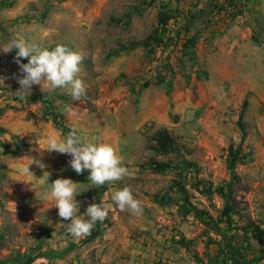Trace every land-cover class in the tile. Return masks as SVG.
Returning a JSON list of instances; mask_svg holds the SVG:
<instances>
[{"label": "rangeland", "instance_id": "obj_1", "mask_svg": "<svg viewBox=\"0 0 264 264\" xmlns=\"http://www.w3.org/2000/svg\"><path fill=\"white\" fill-rule=\"evenodd\" d=\"M141 1L0 0V45L13 33L42 47L66 45L83 57L77 76L86 89L79 100L47 84L18 95L16 50L0 52V76L5 78L0 86V264H16L32 249L41 256L30 264H199L194 254L205 264H220V258L214 261L218 246L210 239L221 241L233 231L242 237L248 223L264 228V0H154L142 14L131 11ZM162 1L175 15L162 43L108 56L119 42L153 33ZM188 19L191 26L185 31ZM191 37L194 46L186 43ZM184 47L195 52V62L182 52ZM196 69L206 71L207 78H197ZM159 78L171 83L169 94ZM146 80L148 86L141 87ZM244 98L249 104L243 148L252 151V159L235 168L232 205L238 213L231 216L229 230L221 223L217 231L192 213L183 216L174 203H157L154 196L163 194L181 202L173 186L181 179L193 205L214 218L220 215L223 200L201 189L229 177L227 147L239 141L236 120ZM49 103L83 143L110 144L129 170L93 197L109 206V223L101 238L85 244L83 237L67 233L70 222L58 216L54 198L46 193L56 179H71L79 193L75 215L87 219L89 192L100 186L88 181L90 170L77 174L71 169L68 154L43 149L49 136L62 139L69 133L44 115ZM159 127L172 133L182 156L148 149V137ZM181 157L195 162L198 172L180 171ZM29 158L44 167L33 163L25 175L21 168ZM153 162L175 167L156 172ZM123 187L140 202L142 214L122 211L112 200ZM182 236L191 241L188 248L174 242ZM70 243L76 246L65 250ZM48 251L52 254L43 256Z\"/></svg>", "mask_w": 264, "mask_h": 264}, {"label": "clouds", "instance_id": "obj_2", "mask_svg": "<svg viewBox=\"0 0 264 264\" xmlns=\"http://www.w3.org/2000/svg\"><path fill=\"white\" fill-rule=\"evenodd\" d=\"M6 44L0 45V52L10 53L14 49V62L18 65L19 75L14 74L20 88L16 91L18 95H29L33 85L47 84L51 89H67L73 100H79L86 89L77 74L83 59L81 54L63 44L55 47H42L34 40L25 38L24 35L13 33ZM27 58V63L22 62ZM4 77L0 76V86L4 84ZM71 113L72 109H67ZM68 154L71 159L69 166L77 174L84 170H90L88 181L93 185L102 186L122 180L129 175V170L124 166L122 158L117 155L114 148L107 143H83L76 130L70 131L62 139L49 136L47 147L43 148ZM28 162L21 168L25 175L31 174L29 165L35 163L43 168L44 164L38 160L29 158ZM76 184L69 178L56 179L50 184L47 196L54 198L58 216L70 223L67 233L73 238H81L91 234V230L97 222H103L109 213V206L100 203H91L86 207L84 215L87 219H81L75 215L79 210V202L76 200ZM112 200L120 210H128L134 215H140L143 209L140 202L133 196L129 187L117 189L112 194Z\"/></svg>", "mask_w": 264, "mask_h": 264}, {"label": "trees", "instance_id": "obj_3", "mask_svg": "<svg viewBox=\"0 0 264 264\" xmlns=\"http://www.w3.org/2000/svg\"><path fill=\"white\" fill-rule=\"evenodd\" d=\"M231 2V1H230ZM151 4H154V0H142L141 3L133 4L131 5L130 9L136 14H142L143 11L147 6H150ZM159 9L156 15V26L154 28V31L152 34L146 36L142 39H131L125 43L119 42L117 47L113 48L108 56L128 51L130 49L135 48L136 46H144L151 48L153 44H160L161 36L164 33L165 27L168 24L169 20L174 18V13L171 12V9L168 7L166 2H160L158 5ZM239 12V11H238ZM128 19V18H127ZM191 26L190 19L187 20V23L184 25L185 31H188ZM195 38L191 37L186 39V43L188 46H194L195 44ZM185 55H187L189 58L193 60V62L196 61V55L193 50L187 51L186 47L182 50ZM202 75V76H201ZM196 76L197 78L204 77L207 78V72L204 71L203 73H200V70L196 69ZM158 82L165 84V92L169 94L171 92L172 86L170 82H165L163 78H159ZM149 81H145L141 87L148 86ZM249 101L247 98H244L240 104L239 112H238V118L236 120V125L240 131V137L239 141L236 146L230 144L227 147V155H226V168L229 172V177L226 181L217 184L215 186H212L210 184L204 185L201 189L203 193L210 196L212 194L218 195L223 200V205L220 210V215L214 218L208 211L204 209L197 208L195 205H193L190 201V194L188 192V189L185 187V184L181 179H175L174 187L177 188V191L180 194L181 202L177 201L176 199L169 197L166 194L163 195H155L154 200L157 203H163V204H169L174 203L178 206V210L181 212L183 216H186L188 214H193L198 219L204 221L209 226L212 225L217 231L220 228V224H225L227 226V230H229V227L231 226V216L233 214H237L238 212L232 205V197H233V187L237 183V175L235 168L238 164H244L247 161H250L252 159V151L250 149L245 150L243 148L244 141L246 140V137L248 135L247 131V123L244 120V114L246 111V107L248 106ZM44 115L46 117L50 116L51 120L55 127L60 128L64 132H70L72 129H69L67 126H65L61 120L57 119V114L53 111L52 105L49 103L45 106ZM181 145L177 143L175 137L172 135V133L165 127H159L156 130H154L148 137V149L151 150L154 154H161L166 155L170 153H179L181 155ZM153 170L156 172H164L166 170L172 169L175 166H172L170 163L165 162H153L152 163ZM177 168L182 171L184 168H192L193 171L196 173L199 170V167L195 162H192L190 160H187L183 157L180 159V164L177 166ZM1 176V174H0ZM106 187L100 186L97 188H93L89 192V198H90V204L95 203L93 197L99 196ZM109 223L108 219H105L102 223L97 222L95 227L91 230V234L83 237L81 239V243L85 244L88 242H91L95 239L101 238L104 234L105 227ZM257 229L258 226L253 223H248L243 227V235L242 237H238V234L236 231H233L229 235H223V238H221V241H213L210 239L209 243H215L218 246V253L217 256L214 258V261L221 259L220 264H250L251 262H254L258 260L260 257L257 258H247V253L251 247L248 239L250 234V229ZM238 228H235V230ZM260 233L258 232V238L260 242H263L264 245V238L260 237ZM174 242L184 248H188V245L190 244V240L185 239L183 236L180 237L177 240H174ZM76 245L74 243H70L67 247L69 248L75 247ZM35 248H40V244H38ZM35 249H32L31 252L24 253L19 258H17L16 264H30L37 256H41V253H37L36 255H33L32 252ZM263 250V249H262ZM44 255H51L52 251L44 252L42 253ZM62 253L58 252L56 253V256H61ZM262 255V254H261ZM195 260L199 264H205L196 254H194Z\"/></svg>", "mask_w": 264, "mask_h": 264}, {"label": "crops", "instance_id": "obj_4", "mask_svg": "<svg viewBox=\"0 0 264 264\" xmlns=\"http://www.w3.org/2000/svg\"><path fill=\"white\" fill-rule=\"evenodd\" d=\"M258 232L261 234L260 237H262V239L264 238V228H257V229H250V234L252 235L251 237H249L248 241L251 245L248 253H247V258H257V257H261V254L263 252L262 249H264V245L263 242L259 241L258 238ZM249 234V235H250Z\"/></svg>", "mask_w": 264, "mask_h": 264}, {"label": "built area", "instance_id": "obj_5", "mask_svg": "<svg viewBox=\"0 0 264 264\" xmlns=\"http://www.w3.org/2000/svg\"><path fill=\"white\" fill-rule=\"evenodd\" d=\"M250 264H264V249H263L261 257L258 260L251 262Z\"/></svg>", "mask_w": 264, "mask_h": 264}]
</instances>
